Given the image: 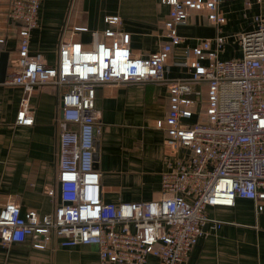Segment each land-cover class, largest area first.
I'll return each mask as SVG.
<instances>
[{
    "label": "built area",
    "instance_id": "built-area-1",
    "mask_svg": "<svg viewBox=\"0 0 264 264\" xmlns=\"http://www.w3.org/2000/svg\"><path fill=\"white\" fill-rule=\"evenodd\" d=\"M229 1L161 0L170 9L164 23L167 41L148 56L132 53L131 34L118 29L121 17H107L103 32L75 29L92 34L90 47L64 41L57 64L49 65L41 54L30 52L42 0H0V9L6 3L8 19L19 26L17 61L0 80L23 89L16 123H35L29 98L37 88L52 85L65 88L59 103L63 120L71 125L59 135V203L43 215L6 203L0 209L2 244L36 237L37 248L53 242L97 245L99 264H185L198 240L225 223L210 217L209 207H234L244 198L255 202L257 212L264 209V14L253 16L252 30L229 35L220 10ZM263 1L245 0V10ZM194 13L203 15L216 35L195 47L184 46L183 59L176 62L189 76L170 82L167 113L156 122L174 152L162 174L161 197L106 202L96 157L101 134L97 88L164 81L175 49L186 43L177 27ZM243 17L248 19V13ZM231 40L241 56L223 59ZM7 41L0 36V53ZM49 193L54 195L56 188Z\"/></svg>",
    "mask_w": 264,
    "mask_h": 264
},
{
    "label": "crops",
    "instance_id": "crops-1",
    "mask_svg": "<svg viewBox=\"0 0 264 264\" xmlns=\"http://www.w3.org/2000/svg\"><path fill=\"white\" fill-rule=\"evenodd\" d=\"M7 7L4 3L0 9V36L8 38L4 52L9 54V71L17 61L19 26L8 19ZM220 10L227 18L225 31L235 35L252 30L253 16L264 14V1L246 11L245 0H231ZM169 12L161 0H42L39 26L31 32L30 52L56 65L62 42L92 45L90 32L78 33L75 29L103 32L105 19L119 16L122 21L118 29L131 34L132 53L148 56L167 41L164 23ZM244 12L248 19L243 17ZM177 33L186 43L175 49L164 81L97 88L101 128L97 168L102 172L106 202L161 197L162 174L174 159V152L166 143V132L158 129L156 122L167 113L170 82L188 75L187 68L176 65L183 59L184 46L195 47L200 40L214 38L216 29L203 15L194 13L186 24L177 27ZM64 90L52 85L37 88L29 98L35 123L26 126L16 123L25 100L23 89L0 83V209L13 201L20 204L23 213L35 209L43 215L59 203V135L71 126L61 115L59 98ZM125 186L136 190L132 199L127 198ZM51 188H56L54 195L49 193ZM207 211L210 217L225 223L198 240L185 264H264V209L257 212L253 200L238 198L234 207H209ZM35 241L36 237H29L10 246L0 242V264H99L97 245L63 247L53 242L37 248Z\"/></svg>",
    "mask_w": 264,
    "mask_h": 264
},
{
    "label": "rangeland",
    "instance_id": "rangeland-1",
    "mask_svg": "<svg viewBox=\"0 0 264 264\" xmlns=\"http://www.w3.org/2000/svg\"><path fill=\"white\" fill-rule=\"evenodd\" d=\"M227 48H228L227 49L228 50L227 53L226 54H222V58L223 59H229V58H232L234 56H236V57L241 56V51L238 48V46L235 44L234 40H232L228 44ZM187 73H188V75L186 77L189 76V71ZM197 118H198V116H196L194 118V120L191 121V122H194L195 120H197ZM124 191L126 193L127 198H130V199H132V197L136 194V190L134 188H129L127 186L124 187Z\"/></svg>",
    "mask_w": 264,
    "mask_h": 264
},
{
    "label": "water",
    "instance_id": "water-1",
    "mask_svg": "<svg viewBox=\"0 0 264 264\" xmlns=\"http://www.w3.org/2000/svg\"><path fill=\"white\" fill-rule=\"evenodd\" d=\"M9 54L6 52L0 53V80L3 82L8 71ZM63 103H61V115L63 116ZM97 159L98 156L96 155Z\"/></svg>",
    "mask_w": 264,
    "mask_h": 264
}]
</instances>
